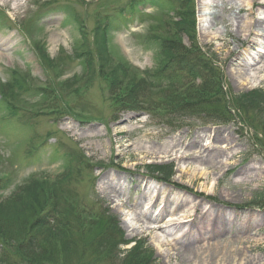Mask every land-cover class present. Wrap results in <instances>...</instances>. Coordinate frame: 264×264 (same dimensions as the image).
Segmentation results:
<instances>
[{
    "label": "rangeland",
    "instance_id": "rangeland-1",
    "mask_svg": "<svg viewBox=\"0 0 264 264\" xmlns=\"http://www.w3.org/2000/svg\"><path fill=\"white\" fill-rule=\"evenodd\" d=\"M193 2L194 43L222 79L211 80L212 96L264 89V0ZM185 5L0 0V204L34 183L65 187L84 217H113L124 249L142 243L157 264H264V128L246 115L218 124L159 109L184 98L178 85L202 81L199 70L157 72L192 45ZM141 80L166 88L142 91L153 107L136 111ZM248 112L264 124V107ZM157 167L172 181L157 179ZM132 213L164 226H133Z\"/></svg>",
    "mask_w": 264,
    "mask_h": 264
},
{
    "label": "trees",
    "instance_id": "trees-1",
    "mask_svg": "<svg viewBox=\"0 0 264 264\" xmlns=\"http://www.w3.org/2000/svg\"><path fill=\"white\" fill-rule=\"evenodd\" d=\"M182 13L184 22H190L193 29L190 31L192 45L175 62H172V67L167 62L159 60L157 72L162 74L177 69L175 71L181 75H192L199 70L202 81L196 89L187 84L178 85L176 89H180L179 92L184 98L181 100L176 97L178 100L176 103L157 108L164 110L163 106H167V110L174 114V110L178 109L179 111L174 115L176 119L199 115L218 124H229L235 118H240L245 123L243 119L246 115L245 120L249 119L248 123L253 126L258 123L263 129L264 124L261 120H252L248 111L254 107H264V89L256 90L250 95L230 97L222 90L221 95L212 96L214 82L211 80L221 83L222 79L220 73L205 61V54L194 43L196 16L193 0H187ZM170 51V49H162L161 54ZM189 51L191 54H188ZM208 72L212 74L209 76ZM148 82L141 80L136 83L135 88L132 86V89L136 90H133L136 96L130 97L137 98L129 104H136L135 109H138L136 111L153 107L151 101L148 104L145 97L141 98L142 91L147 89L156 95L161 89L166 88ZM193 90L195 92H192ZM75 160L74 158V162ZM150 169L157 179L171 181L170 175L162 168ZM1 181L4 180L0 179ZM47 188L49 187L45 184L34 183L26 189L24 195L6 205L0 204V248L11 250V255L5 257L4 261L1 260L3 257H0V264H43L42 260H52L53 264H59L61 261L67 264L74 258L77 262L73 264H157L153 250L142 243L131 249H124L131 243L124 241L123 236L119 235L113 217L103 214L91 221L75 208L65 187L62 188L63 192L57 188L53 190ZM14 228H17L16 231ZM12 235L18 239L17 248H10L13 244Z\"/></svg>",
    "mask_w": 264,
    "mask_h": 264
},
{
    "label": "bare ground",
    "instance_id": "bare-ground-1",
    "mask_svg": "<svg viewBox=\"0 0 264 264\" xmlns=\"http://www.w3.org/2000/svg\"><path fill=\"white\" fill-rule=\"evenodd\" d=\"M262 53L264 55V50L262 52H260V55H262ZM254 62H257V63H254ZM260 62L261 61L259 60V57L256 58V59H253V64H260ZM239 79H241L242 82H247V83H250V81H251V78L249 77V75H246V74H244L242 72H241V75L239 76ZM127 219H129V221L132 222L131 224L133 226H142L144 228L151 229V230L155 229L157 227L158 228H162L164 226V225L163 226L159 225V226L156 227L155 226L156 224L149 222L150 220L148 219V217L145 214H141V216L140 215L137 216V214H133L132 213L129 216V218H127ZM171 221L169 220L168 222H171Z\"/></svg>",
    "mask_w": 264,
    "mask_h": 264
}]
</instances>
